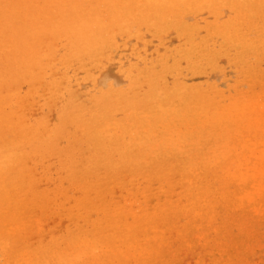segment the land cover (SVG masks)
<instances>
[{
	"label": "rangeland",
	"instance_id": "1",
	"mask_svg": "<svg viewBox=\"0 0 264 264\" xmlns=\"http://www.w3.org/2000/svg\"><path fill=\"white\" fill-rule=\"evenodd\" d=\"M166 1L0 0V264H264V0Z\"/></svg>",
	"mask_w": 264,
	"mask_h": 264
},
{
	"label": "bare ground",
	"instance_id": "2",
	"mask_svg": "<svg viewBox=\"0 0 264 264\" xmlns=\"http://www.w3.org/2000/svg\"><path fill=\"white\" fill-rule=\"evenodd\" d=\"M165 1H166V0H165ZM188 1H192V2L187 3ZM200 1H206V2H208V4H210V3L212 2V1H210V0H185L186 5L189 6L188 8H190L191 6H192V7L197 6L198 3H199ZM230 1H232V0H230ZM163 4H164L166 7H170V6H171V2H170L169 0L166 1V2H163ZM213 5H214V4H213ZM158 6H159V7L162 6V3L158 2ZM245 111H247V110H243V113H244ZM243 113H242V114H243ZM231 177H232V178H236V180H238V181L241 182V183H248V182H249V181H247V179H245V177H243L240 173L237 174V177H236L235 175H233V176H231ZM263 179H264V175H263V174H260V175H258L257 177H253V178H252L253 183H252V185H250V187H249V188H251V190H250V191L248 190V191L246 192V196H245V198H247L250 202H251V201H254L255 199H253V197H254L256 194H258V192H260V191L262 190L263 185H262L261 183L263 182Z\"/></svg>",
	"mask_w": 264,
	"mask_h": 264
}]
</instances>
